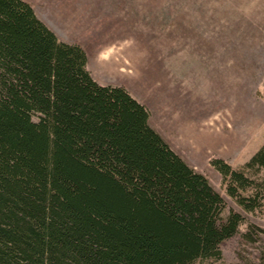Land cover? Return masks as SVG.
<instances>
[{
    "label": "trees",
    "instance_id": "1",
    "mask_svg": "<svg viewBox=\"0 0 264 264\" xmlns=\"http://www.w3.org/2000/svg\"><path fill=\"white\" fill-rule=\"evenodd\" d=\"M211 162L239 205L263 207L264 145L241 168ZM226 207L81 44L0 0V264H203L241 232Z\"/></svg>",
    "mask_w": 264,
    "mask_h": 264
},
{
    "label": "rangeland",
    "instance_id": "2",
    "mask_svg": "<svg viewBox=\"0 0 264 264\" xmlns=\"http://www.w3.org/2000/svg\"><path fill=\"white\" fill-rule=\"evenodd\" d=\"M27 1L84 47L96 80L147 106L151 124L223 195L225 213L245 216L222 257L203 264H264V236L251 226L264 227V205L245 210L211 162L241 168L264 145V0Z\"/></svg>",
    "mask_w": 264,
    "mask_h": 264
},
{
    "label": "bare ground",
    "instance_id": "3",
    "mask_svg": "<svg viewBox=\"0 0 264 264\" xmlns=\"http://www.w3.org/2000/svg\"><path fill=\"white\" fill-rule=\"evenodd\" d=\"M105 55V54H104Z\"/></svg>",
    "mask_w": 264,
    "mask_h": 264
}]
</instances>
